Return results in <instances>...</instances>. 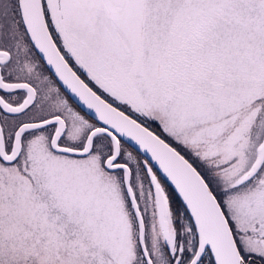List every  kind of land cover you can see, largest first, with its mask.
I'll list each match as a JSON object with an SVG mask.
<instances>
[{"label":"snow or ice","instance_id":"1","mask_svg":"<svg viewBox=\"0 0 264 264\" xmlns=\"http://www.w3.org/2000/svg\"><path fill=\"white\" fill-rule=\"evenodd\" d=\"M0 264H264V0H0Z\"/></svg>","mask_w":264,"mask_h":264}]
</instances>
